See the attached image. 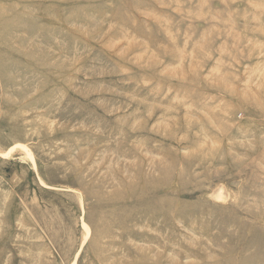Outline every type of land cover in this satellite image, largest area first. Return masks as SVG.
<instances>
[{
	"label": "rangeland",
	"instance_id": "1",
	"mask_svg": "<svg viewBox=\"0 0 264 264\" xmlns=\"http://www.w3.org/2000/svg\"><path fill=\"white\" fill-rule=\"evenodd\" d=\"M0 264H264V0H0Z\"/></svg>",
	"mask_w": 264,
	"mask_h": 264
}]
</instances>
